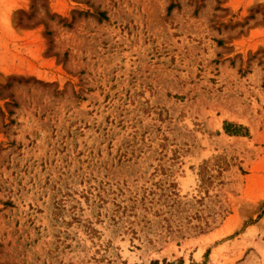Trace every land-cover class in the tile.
Here are the masks:
<instances>
[{
  "label": "rangeland",
  "instance_id": "rangeland-1",
  "mask_svg": "<svg viewBox=\"0 0 264 264\" xmlns=\"http://www.w3.org/2000/svg\"><path fill=\"white\" fill-rule=\"evenodd\" d=\"M264 264V0H0V264Z\"/></svg>",
  "mask_w": 264,
  "mask_h": 264
},
{
  "label": "trees",
  "instance_id": "trees-1",
  "mask_svg": "<svg viewBox=\"0 0 264 264\" xmlns=\"http://www.w3.org/2000/svg\"><path fill=\"white\" fill-rule=\"evenodd\" d=\"M173 264V263H172Z\"/></svg>",
  "mask_w": 264,
  "mask_h": 264
}]
</instances>
